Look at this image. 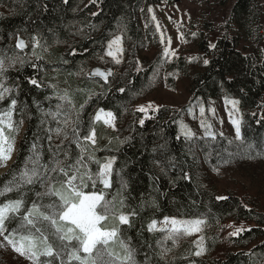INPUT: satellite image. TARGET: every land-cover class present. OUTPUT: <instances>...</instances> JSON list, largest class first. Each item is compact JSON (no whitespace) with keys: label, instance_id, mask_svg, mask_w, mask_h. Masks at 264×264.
Here are the masks:
<instances>
[{"label":"trees","instance_id":"16d2710c","mask_svg":"<svg viewBox=\"0 0 264 264\" xmlns=\"http://www.w3.org/2000/svg\"><path fill=\"white\" fill-rule=\"evenodd\" d=\"M161 1L0 0V53L19 55L28 61L6 73L8 84L14 89L12 98L18 101L13 119L17 122L23 119L25 128L21 131L22 124L19 125L21 137L12 162L0 174V188L12 178L13 168L18 171L23 167L37 136L43 137L39 143L47 161V129H55V121L44 113L53 111L60 103L57 94L67 92L77 109L88 101L82 114L85 124L98 108L110 110L117 117V130L107 131L104 142L97 128L100 123L96 125L95 155L100 159L117 157L112 187L106 195L111 200L119 193L118 199H124L126 211L136 212L130 217L131 227L124 225L122 229L123 238L136 252L137 264L191 261L195 250L190 243L171 248V256L160 259L163 235L149 231L148 224L165 216L200 217L208 227L215 228L218 242L209 249L210 262L203 264H264V208L256 204L255 196L226 187L221 192L206 184L214 168L229 164L223 162L229 159V154L233 162L248 151L264 152V119H261L264 116V18L255 42H247L253 14L249 0H226L229 5L226 17L207 19L201 24L197 46L210 63L195 72L185 85L188 100L200 101L207 107L209 99L218 97L222 91L236 97L242 113V139H228L217 132L215 139L192 137L186 141L182 135L179 139L177 136L187 105L176 109L159 105L158 111L150 108L147 116L136 107L153 90L152 80L149 81L152 66L140 58L141 51L152 42L150 30L141 24L140 12L146 5ZM213 33L214 50L209 48ZM114 34L121 35L123 51L131 64L112 71L114 76L102 86L101 78H89L87 74L94 68L91 61L105 54L108 40ZM16 35L26 40L27 49L15 48ZM33 35L42 45L35 49L36 56L43 58L39 61L33 55ZM137 60L143 69L140 72L136 70ZM33 62L39 69L31 66ZM175 63L180 71L186 72L187 56H179ZM27 78H37L40 86L31 85ZM120 87H126V92H118ZM59 88L63 91L57 93ZM1 105L7 107L8 101ZM140 119L145 120L143 125L139 124ZM42 120L45 123L41 124ZM51 135L53 146L63 141L65 147L75 151V145H69L63 135ZM91 168L95 171L96 166ZM184 173H189L191 179H183ZM122 180L127 183L123 189ZM217 196L228 199L218 201ZM6 198L17 196L9 193ZM4 199L0 198V202ZM237 227L244 230L231 236Z\"/></svg>","mask_w":264,"mask_h":264},{"label":"snow or ice","instance_id":"6c2138e0","mask_svg":"<svg viewBox=\"0 0 264 264\" xmlns=\"http://www.w3.org/2000/svg\"><path fill=\"white\" fill-rule=\"evenodd\" d=\"M31 41L33 55L36 56L35 49L42 45L36 35L31 37ZM161 43H164L163 34ZM168 43H171L170 39ZM26 46V41L16 35L15 48L23 51ZM209 48L214 50L216 45L210 43ZM72 52L75 54L76 49L73 48ZM122 52L119 35L109 40L107 48L104 49L105 55L111 57L114 64L121 63L119 54ZM175 55L174 51L170 52V49L165 47L162 59H170ZM103 58L102 56L101 59ZM42 59L36 56L37 61ZM26 63L28 61L19 55L10 56L0 53V102L8 101V106L0 109V166L2 167H7L11 160L15 145L14 134L19 132V125L24 122L23 119L18 122L13 119L18 101L12 98L14 89L5 86L6 73L17 64L23 67ZM136 63L137 72L142 71L140 61L137 60ZM209 63L208 59L203 60L205 66ZM31 66L36 69L40 67L35 62ZM157 72L158 69H153L150 82L156 77ZM87 75L89 78H101L104 82L102 86H105L114 73L111 69L102 71L97 67ZM27 79L31 85L40 86L37 78ZM117 91L125 93L126 87H120ZM57 99L60 103L56 105V110L44 113L57 123L55 129L51 127L47 129L49 153L47 161L44 158L45 150L39 143L43 137L37 136L28 149L29 154L24 159L23 167L18 171L13 168L12 178L0 188V198H5L4 202H0V238H2L0 247H10L13 252L24 257L31 264H137L136 252L123 238L122 229L124 225L131 227L130 217L135 216L136 212L126 211L124 199H118L119 193L111 200L106 195L107 190L112 187L117 157L112 155L100 159L95 155L98 151L96 125L102 121L104 125L114 129L117 117L112 111L101 108L94 116H90L85 124L82 114L88 101L80 104L77 109L67 92L57 94ZM226 103L231 104L235 109L239 101L226 99ZM150 108L154 111L159 110V106L153 108L149 103L147 106H139L138 111L147 116ZM199 111L200 126L204 129L205 136L215 139V133L211 131L212 125L205 117V107L201 105ZM207 111L215 114L214 109L209 108ZM229 117L235 130V139L239 141L242 139V120L233 119L231 113ZM261 119H264V116ZM43 123L44 120L41 121V124ZM144 123V119L139 120L140 125ZM52 132L58 137L63 135L64 140H69V145L74 144L75 151L70 146L65 147L63 141L53 146ZM181 135L186 141L191 140L194 135L182 121L179 122L177 139ZM220 135L223 136V133ZM124 142L120 141V143ZM231 143L232 141H229V144ZM251 147L249 145V149ZM223 162L231 163L232 154H229V159ZM16 163L18 164V161ZM91 165L96 166L95 171ZM213 170L218 171L216 168ZM182 178L188 180L191 176L189 173H184ZM121 187L122 189L127 187L126 181H121ZM9 193H15L17 198H6ZM227 199V196L216 197L218 201ZM152 203L155 205V201ZM202 223L203 221L198 218L177 219L165 216L162 228L157 229V221L152 220L148 224V230L166 232L164 239L175 243L181 235L200 232ZM243 230L242 227H237L230 235L237 236ZM203 240V236H200L194 241L197 244L194 253L196 256L201 255L203 251ZM168 251L170 249H163L160 253L161 260H164Z\"/></svg>","mask_w":264,"mask_h":264},{"label":"rangeland","instance_id":"374dc122","mask_svg":"<svg viewBox=\"0 0 264 264\" xmlns=\"http://www.w3.org/2000/svg\"><path fill=\"white\" fill-rule=\"evenodd\" d=\"M249 1L250 10H252L253 14L248 27L249 33H246L248 38L247 42H255L258 26H261L264 22V0ZM149 9H151V11H149ZM228 10L229 5L226 0H162L158 4H148L142 8L140 12L141 24L145 29L150 30V40L152 42L146 47V49L141 51L140 58L143 62L151 64V76H153V69H158V72L156 77L152 79V92L148 94L144 100L137 102V108L141 105L147 106L149 103L152 104L153 108L163 104L170 105L175 109L187 105L186 111L182 115L180 122L182 121L192 130L194 133L193 137L204 138L208 136H205L204 129L200 126L201 117L199 111L200 106L203 105L206 109L205 117L212 125L211 131L214 133H223V136L226 138L236 140L235 130L230 122L229 113L232 114L233 119L242 120L241 107L240 104H238L234 109L231 104L226 103V99H234L238 101L236 97L222 91L218 97L209 99L208 106L206 107L200 101L194 103L189 102L185 90V85L190 83L192 75L205 66L203 60H209V57H205L199 52L197 46L201 24L207 19L226 17ZM162 34L164 37V43H161ZM116 35L119 34L112 35L109 40L113 39ZM169 39L171 40L170 44L168 43ZM215 39L216 35L213 33L211 35L210 43L215 44ZM121 47L123 48L122 37ZM165 47H168L170 52L174 51L176 55L170 59H162L163 49ZM184 55L188 58L186 72L180 71L175 63V60L179 56ZM102 56L104 57L103 59H101ZM102 56H97L91 61L90 66L99 67L102 70H108L111 68L112 71H115L122 66L131 64L130 57L127 56L124 51L119 54V58L121 59L120 64H114L112 58L107 57L105 54ZM169 73L172 75L169 76ZM5 86L10 87L7 79ZM60 91H63V89L59 88L57 93ZM3 108L6 107L1 105L0 102V109ZM209 108L215 110L214 115L212 112L207 111ZM55 110L56 108L53 111ZM104 110L110 111L106 109ZM56 127L57 123L55 121V128ZM24 128L25 125L22 124L21 131H23ZM97 128L100 131L99 137L101 138V141L104 142L108 138L107 131L111 130L115 132L117 130V124L115 121V128L113 129L110 126L104 125L101 121ZM52 133L54 134L55 132ZM14 135L15 145L11 160L17 150V142L21 137L19 132ZM262 149L264 150V143H262ZM255 153L256 154H252L248 151L238 157V160L218 168V171L211 173V177L206 181V184L221 192L224 191L223 189L226 187L238 190L239 194H245L251 197L255 196L256 204L264 208V152ZM257 153H261V155H257ZM4 168L5 167L0 166V170ZM176 218L201 219L203 221L200 225L201 231L191 235H181L176 239L175 243H173L172 240H165L164 237L166 236V232L159 231L163 235L161 245L162 251L164 248L170 249L165 256H171V248L175 249L183 243L192 244L196 251L197 244L194 243V241H197L200 236H203V251L201 255L196 256L194 254L191 261L187 264H203L202 262H210L209 256L211 251L209 249L213 245H217L218 242L217 236L215 235V228L208 227L205 219L200 217ZM156 221V228H162L163 218L156 219ZM0 240H2V238H0ZM0 264H31V262L13 252L10 247H0Z\"/></svg>","mask_w":264,"mask_h":264},{"label":"water","instance_id":"95a60500","mask_svg":"<svg viewBox=\"0 0 264 264\" xmlns=\"http://www.w3.org/2000/svg\"><path fill=\"white\" fill-rule=\"evenodd\" d=\"M20 38H22V39H24L22 36H20V35H18ZM25 40V39H24ZM26 41V40H25ZM26 44H27V42H26ZM27 47H28V44H27V46L25 47V49H27ZM24 49V50H25ZM18 50H20V49H18ZM95 68H97V67H94L93 68V70L95 69ZM101 69V68H100ZM102 70V69H101ZM102 71H105V70H102ZM12 162V160L9 162V164ZM9 167V165L7 166V167H5L4 169H2V170H0V174L2 173V172H4L7 168Z\"/></svg>","mask_w":264,"mask_h":264}]
</instances>
